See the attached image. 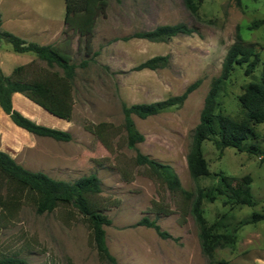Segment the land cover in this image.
I'll return each instance as SVG.
<instances>
[{
	"label": "rangeland",
	"instance_id": "1",
	"mask_svg": "<svg viewBox=\"0 0 264 264\" xmlns=\"http://www.w3.org/2000/svg\"><path fill=\"white\" fill-rule=\"evenodd\" d=\"M42 2L0 0V12L4 16L12 11L23 15L27 9L43 8ZM50 3L55 10L65 11L64 0ZM261 18L264 0H241L240 5L235 0H203L195 13L185 7L183 0H109L105 11L96 17L89 38L60 20L49 21L47 33L34 36L30 31L36 22L42 24V18H20L19 32L14 34L51 41L76 64V75L71 127L66 130L71 139L58 141L37 135L35 143L23 150L25 158L14 160L54 179L72 182L89 174L98 177L101 191L94 199L111 220L104 230L115 264H205L208 258L201 250L199 229L190 213L197 191L202 193L201 209L208 224L223 213L232 222L253 212L264 214V157L233 147L219 152L206 139L201 148L210 174L193 178L186 160L211 81L220 74L236 33L264 60V26L248 29L253 20ZM5 19L0 17V30L8 28ZM179 22L194 28V32L165 41L130 37L137 31ZM126 36L129 38L123 39ZM0 43L10 47L3 39ZM156 55L169 56L164 67L134 69ZM42 61L26 64V75L59 70ZM81 62L85 64L81 66ZM259 72L260 67L253 74L258 76ZM196 79L199 85L181 105L146 118L132 114L136 129L144 136L136 144L137 150L168 164L177 175L181 190L171 191L146 165L136 162V150L126 144L121 104L163 100L181 94ZM250 80L244 68L237 66L218 93V108L235 120L245 118L238 96ZM94 126L101 131L95 133L88 128ZM214 127L217 129L216 121ZM253 128L255 137L244 146L255 143L264 151V123ZM220 173L238 180L250 175L254 205L236 204L219 194L217 188L224 186ZM10 187L0 174V193L8 192ZM142 217L154 220L172 237L162 238L153 228L138 225ZM4 256L21 259L22 264H114L99 258L87 224L76 209L59 205L50 212L37 213L32 199L26 196L17 210L9 213L0 209V258ZM213 257L240 264H264V219L242 226L234 246L216 249Z\"/></svg>",
	"mask_w": 264,
	"mask_h": 264
},
{
	"label": "trees",
	"instance_id": "2",
	"mask_svg": "<svg viewBox=\"0 0 264 264\" xmlns=\"http://www.w3.org/2000/svg\"><path fill=\"white\" fill-rule=\"evenodd\" d=\"M64 22L77 30L80 35L89 38L96 17L103 13L109 0H64ZM185 7L195 13L203 0H183ZM237 5L241 0H235ZM264 26V18L253 20L248 29ZM194 28L185 23L163 24L147 31L134 32L130 37L147 39L149 41H165L179 34L189 35ZM129 36L123 39H128ZM0 39L11 45L16 52H32L49 67H58L59 70L46 71L34 77H28L26 71L29 65H20L13 69L11 74L5 75L0 70V107L9 115L10 119L19 127L38 136L50 137L58 141H69L71 133L66 130L41 125L24 116L16 110L11 102L13 92H21L30 100L40 105L49 113L70 120L72 115V87L75 78L76 64L71 62L65 51L56 45H42L34 41H27L20 36L6 30H0ZM168 55H156L146 59L134 67L140 69H157L164 67L168 62ZM81 62L80 65H84ZM244 68V74L251 80L243 85L238 101L245 111L243 120H235L218 108L217 97L230 73L237 67ZM260 67L258 76L253 72ZM200 83L196 79L184 89L181 94L166 99L121 104L126 130L127 146L135 149V159L139 165H146L156 176L161 178L171 191L181 190V184L172 168L150 156L143 154L136 148V144L144 140V136L136 129L132 114L139 118L155 115L168 108L181 105L188 94ZM217 123V129L214 127ZM264 123V60L252 44L245 43L239 32L235 41L229 46L225 54L220 74L211 81L210 88L204 99L200 111L199 122L194 128L192 144L187 154V167L193 178L209 175L207 161L202 152V142L206 139L212 141L214 147L221 152L226 147H233L239 151H246L264 157V151L255 143L244 146L248 139L255 137L253 125ZM93 132L99 133L101 129L94 126ZM0 174L5 182L12 185L8 192L0 193V209L9 213L17 210L23 197L32 199L37 213L50 212L59 205H70L80 213L89 229L90 238L96 248L100 259L116 263L114 256L108 250L105 241L104 226L111 223L104 213V207L94 198L100 193V181L95 174L81 176L69 182L54 179L41 171H31L17 163L7 152L0 150ZM223 188H217L219 194L225 195L236 204L252 206L254 200L251 194V176L245 175L240 180L219 174ZM236 181L233 184V181ZM188 196H192L190 193ZM202 193L197 191L190 204V213L199 229V239L202 252L208 260L205 264H240L226 259H214V251L218 248L232 247L237 240V231L242 226L264 219V214L253 212L249 216L232 222L227 213L221 214L215 221L208 224L203 217ZM138 225L153 228L162 238L172 236L159 225L147 217H142ZM23 261L14 256L0 258V264H22Z\"/></svg>",
	"mask_w": 264,
	"mask_h": 264
},
{
	"label": "crops",
	"instance_id": "3",
	"mask_svg": "<svg viewBox=\"0 0 264 264\" xmlns=\"http://www.w3.org/2000/svg\"><path fill=\"white\" fill-rule=\"evenodd\" d=\"M8 1H33V0H8ZM42 2L43 8L40 9H27V12L24 11L23 15L21 12L15 14L16 11H12L8 13V15L4 16L3 13L0 12V17H6L4 20L8 28L6 31L11 33H18L17 24L18 22L22 23L21 17L28 18L33 16H38L42 18V24L39 25L38 22L35 23L33 31H30L31 35L40 36L42 34L47 33V23L49 21H58L60 20L62 23L64 22L65 11L60 8L58 11L52 7L50 0H38ZM65 6V5H64ZM65 10V8H64ZM2 14V16H1ZM28 33V32H27ZM29 34V33H28ZM20 33H19V35ZM54 32H52L51 39H55ZM28 41H34L42 45L52 44L51 41H39L37 39H32L28 37H23ZM9 44V43H8ZM10 45V44H9ZM32 61L41 62L34 53L32 52H16L10 47L3 45L0 43V70L3 74L9 75L13 71V69L20 65H26ZM44 62V61H42ZM45 63V62H44ZM39 75L37 73H33V76ZM11 102L13 107L22 113L24 116L30 118L38 124L45 125L51 128H57L61 130H69L71 127L70 120H65L59 118L40 105L36 104L28 97H26L21 92H13L11 95ZM37 135L28 132L27 130L17 126L0 107V150L7 152L12 158L16 160L23 159V150L30 148L36 141ZM32 150V149H31Z\"/></svg>",
	"mask_w": 264,
	"mask_h": 264
}]
</instances>
